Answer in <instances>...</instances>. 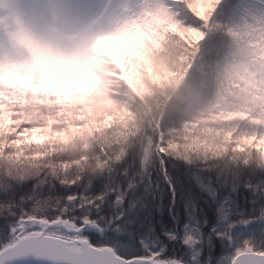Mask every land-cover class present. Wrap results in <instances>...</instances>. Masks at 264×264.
I'll use <instances>...</instances> for the list:
<instances>
[{"label": "snow or ice", "instance_id": "1", "mask_svg": "<svg viewBox=\"0 0 264 264\" xmlns=\"http://www.w3.org/2000/svg\"><path fill=\"white\" fill-rule=\"evenodd\" d=\"M218 6L221 0H144L113 31L71 51L53 48L21 21L8 29L7 56L0 54V207L16 209L0 211V223L41 230L21 236L11 255L42 264H182L145 249L174 237L172 221L142 202L143 179L157 169L167 178L168 164L193 158L227 157L264 172V15L226 30L231 48L221 62L211 42L201 54L206 34L223 30L210 23ZM83 69L89 85L67 86ZM127 160L141 183L108 192L103 186ZM93 182L95 197L53 195L56 184ZM53 228L96 232L104 245L73 247L43 236ZM221 242H209L202 264ZM231 264H264V247L245 241Z\"/></svg>", "mask_w": 264, "mask_h": 264}, {"label": "trees", "instance_id": "2", "mask_svg": "<svg viewBox=\"0 0 264 264\" xmlns=\"http://www.w3.org/2000/svg\"><path fill=\"white\" fill-rule=\"evenodd\" d=\"M133 1L138 7L144 3V0ZM221 4L228 6L230 10L225 13L222 6H218L210 23L223 26V30L206 34L201 41V54L207 51L211 42L217 60L222 62L231 48V38L226 30H237L253 17L264 15V0H221ZM132 8L133 4L130 10ZM126 14L127 11L123 10L120 14H113V22L102 28L100 35L113 31ZM180 18L191 23L190 15L181 12ZM0 21H3L1 14ZM8 29L0 24V54L5 57L7 52L3 47L10 45ZM126 166L127 175H120ZM167 167V178L161 169H157L151 172L150 178L143 179L140 195L143 197L142 202H147L155 209L158 217L166 216L172 221L168 231L174 238L169 239L167 245L151 242L145 245V249L166 252L183 264H202L209 242L222 238L218 254L217 244L212 243L214 255L206 258V264H229L236 249L242 247L245 241L253 246L264 247L258 244V237L264 232V227H260L264 224V219H261L264 216V172L256 169L254 165L245 167L239 161L229 160L227 157L209 159L206 162L193 158L190 164H181L178 168L168 164ZM137 173L138 166L127 160L117 166L115 182L108 181L103 187L108 192L113 189L120 192L127 187L128 181L140 184L141 177ZM72 176L73 173L70 172L67 178L71 179ZM68 194L95 197L100 192L95 182L90 188H86L83 183L67 188L60 184L55 185L54 196ZM16 199L18 201L19 196ZM15 209V203L0 207V211L12 212ZM24 211L30 212L31 205L26 204ZM238 229H242V232H238ZM19 230L14 224L4 227L0 223V249L12 244ZM82 236L94 247L104 245L103 237L99 233L85 232ZM149 254L145 251V255ZM117 255L120 253L117 252Z\"/></svg>", "mask_w": 264, "mask_h": 264}, {"label": "rangeland", "instance_id": "3", "mask_svg": "<svg viewBox=\"0 0 264 264\" xmlns=\"http://www.w3.org/2000/svg\"><path fill=\"white\" fill-rule=\"evenodd\" d=\"M111 2L113 0H0V14L3 21L10 16L15 22L21 21L53 48L71 51L85 40L98 37L97 28L113 22L104 17ZM132 4V9L138 8L133 0H116L111 8L120 14L122 10L128 12ZM238 232L242 231L238 229Z\"/></svg>", "mask_w": 264, "mask_h": 264}, {"label": "water", "instance_id": "4", "mask_svg": "<svg viewBox=\"0 0 264 264\" xmlns=\"http://www.w3.org/2000/svg\"><path fill=\"white\" fill-rule=\"evenodd\" d=\"M32 226L36 227L35 225H32ZM47 230L48 229L44 230V232H43V236L44 237L50 238L52 240H58L60 243L66 244L68 246H73V247L80 246L84 241H86V240H72V241H69V240H62V239L56 238V237H51V236H48L46 234V231ZM40 231L41 230L39 229V232ZM26 236L27 235H25V237ZM20 237L21 236H18L16 238V241H15V243L13 245H9L5 249H3L2 251H0V264H42V262H40L38 260H35L32 257H28L25 260H20V259H17L15 256H13V255L10 254V252L12 250V247L20 242ZM86 242L88 243V241H86Z\"/></svg>", "mask_w": 264, "mask_h": 264}, {"label": "clouds", "instance_id": "5", "mask_svg": "<svg viewBox=\"0 0 264 264\" xmlns=\"http://www.w3.org/2000/svg\"><path fill=\"white\" fill-rule=\"evenodd\" d=\"M0 24H7L8 28H14L16 25L15 20L10 16L9 19L0 21ZM90 81L88 79L87 69H83L78 73L72 75L69 81H67V86H78V87H87Z\"/></svg>", "mask_w": 264, "mask_h": 264}]
</instances>
